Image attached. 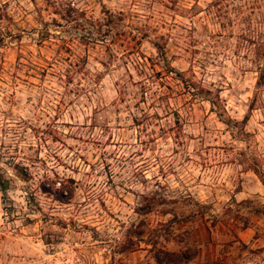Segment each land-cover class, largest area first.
<instances>
[{
	"label": "rangeland",
	"instance_id": "1",
	"mask_svg": "<svg viewBox=\"0 0 264 264\" xmlns=\"http://www.w3.org/2000/svg\"><path fill=\"white\" fill-rule=\"evenodd\" d=\"M258 174L264 0H0V264H264Z\"/></svg>",
	"mask_w": 264,
	"mask_h": 264
},
{
	"label": "crops",
	"instance_id": "2",
	"mask_svg": "<svg viewBox=\"0 0 264 264\" xmlns=\"http://www.w3.org/2000/svg\"><path fill=\"white\" fill-rule=\"evenodd\" d=\"M249 231V227L238 228L235 231L236 236L232 237L234 243L247 244L251 239ZM179 232L183 238L168 240L166 247L169 251L179 253L184 247L191 246L193 253L184 264H227L229 254L234 257V261L240 260L237 252L235 254L234 251L228 250V245L222 249L223 243L228 241V235L222 232L220 227L172 228V234Z\"/></svg>",
	"mask_w": 264,
	"mask_h": 264
},
{
	"label": "trees",
	"instance_id": "3",
	"mask_svg": "<svg viewBox=\"0 0 264 264\" xmlns=\"http://www.w3.org/2000/svg\"><path fill=\"white\" fill-rule=\"evenodd\" d=\"M156 48H158V54H159V57H160V59L162 60V61H165V57H164V53L162 52V50L160 49V47L159 46H156ZM172 69H171V67L169 66V65H167V67H166V71H168V72H170ZM211 102V104H214L212 101H210ZM246 120H247V117L246 116H244L239 122L240 123H242V124H244L245 122H246ZM252 171L254 172V173H258V171H257V169H255V168H252ZM258 176H261L260 177V181H261V183H262V185H264V176H262V175H259L258 174ZM5 188V180L3 179V177L0 175V189H4ZM260 213H263L264 214V209H261V210H258ZM159 252L162 254V255H164V256H168V257H171V258H173V259H176V258H178L179 257V255H181V259H182V261H180L179 260V263L178 264H184L191 256H188V255H186V256H184L183 254H181V253H177V252H172V251H167V250H159Z\"/></svg>",
	"mask_w": 264,
	"mask_h": 264
}]
</instances>
